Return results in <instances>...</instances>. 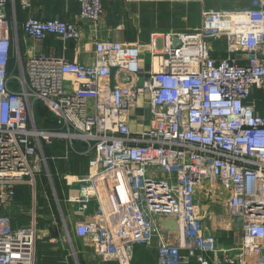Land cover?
Wrapping results in <instances>:
<instances>
[{"label":"built area","instance_id":"2783aa9c","mask_svg":"<svg viewBox=\"0 0 264 264\" xmlns=\"http://www.w3.org/2000/svg\"><path fill=\"white\" fill-rule=\"evenodd\" d=\"M10 1L0 0V209L19 187L31 188L32 207L17 228L0 211V264H36V176L44 171L53 185L48 160L71 154L87 156L86 173L63 178L74 185L75 234L96 264H134L140 246L155 247L156 264H264V107L251 98L264 92V0L203 10L198 27L161 36L160 49L151 34L154 65L140 81L141 44L95 40L93 63L23 54L20 31L78 41L80 27L59 17L19 24L15 11L8 18ZM77 3L80 19L103 12V0ZM15 67L18 90L10 86ZM140 96L150 123L132 130ZM37 101L52 126L37 127ZM56 141L65 144L61 155L47 156ZM221 197L223 215L204 209ZM234 225L239 243L220 246L218 233Z\"/></svg>","mask_w":264,"mask_h":264},{"label":"crops","instance_id":"0c3cea01","mask_svg":"<svg viewBox=\"0 0 264 264\" xmlns=\"http://www.w3.org/2000/svg\"><path fill=\"white\" fill-rule=\"evenodd\" d=\"M28 2L30 3V6L26 9H22L19 5V0H11L7 6V15L10 9L8 18L11 19L13 11H15L16 20L19 24H21L27 16H34L37 18L59 17L64 20L75 21L80 27L81 39L78 41H63L56 36L49 35L45 39L34 40L26 37L20 31V38L22 41L21 44L23 43V45L26 46V53L31 52L34 54H45L52 57H63L70 61L75 60L83 63H93L94 56L92 48L95 40L107 39L122 43L141 44L144 45L141 47L140 60L143 72L140 74L139 78H137V81H140L143 75L148 74L153 69L154 63L151 60L149 47L151 34H154V37L158 38L157 45L160 49L161 36L180 31H190L198 27L203 10H217L228 7L243 8L251 5V0H103L102 14L96 21H89L79 18V5L77 0H28ZM68 79L72 80L71 78ZM111 83H114V77L111 78ZM145 98L147 97H138L137 106L131 110L130 126L132 130H140L149 126L150 116L148 107L145 104ZM54 120L55 118L52 116L47 119V122L53 123ZM46 126L47 124H44L42 127L45 128ZM60 144L63 146L65 145L63 142L56 141L50 148L48 147V149H53L54 145ZM61 145L60 148L63 149V146ZM75 147L78 149H84L85 145L76 141ZM79 156H84L87 160V156ZM51 163L55 168V162L52 161ZM49 166H51L50 171L52 174V165L49 164ZM87 170L88 167L86 165L82 172L86 173ZM56 173L57 176L60 175L58 171ZM53 186L55 190L56 183H54V181ZM72 187H74V185L71 187L66 186L65 189L67 192H64V188L57 184V189L59 195H61V199L65 202V204H68V207L65 206L63 209L61 201L58 200L57 212L59 216H61L62 221H65L66 218L69 220L72 227V233L76 237L74 223L80 215H78L77 212L73 210L74 208L72 205L67 202L68 194L74 192V189H70ZM20 188L23 187H19L17 189V194ZM16 198L12 204L8 205L6 208L2 207V209H0L1 212H5L9 215L12 228L22 226L15 218V216H23L20 213L22 207L18 208L16 206ZM48 206L51 212H53L52 205L49 203ZM94 209V205L91 204L88 212L91 213ZM29 214L30 213L27 214L28 218ZM231 232L232 231L226 232L221 230L219 233H225L228 236ZM41 238L42 235H38L39 241H37L36 244V264H59L53 260L47 262L48 259H45L46 255L42 246L43 243L40 240ZM77 238L80 239L79 237ZM239 240L236 244L233 243L226 246H235L239 243ZM81 242L84 246L82 240ZM70 243V256L75 258L74 255H72L74 250L78 261L79 251L76 250L77 245H74L72 242ZM220 246L225 245L222 244ZM152 248L155 250V247ZM82 259L83 264L88 262L85 258ZM96 261V258H94L92 264H96ZM64 263L65 260L62 264Z\"/></svg>","mask_w":264,"mask_h":264},{"label":"rangeland","instance_id":"374dc122","mask_svg":"<svg viewBox=\"0 0 264 264\" xmlns=\"http://www.w3.org/2000/svg\"><path fill=\"white\" fill-rule=\"evenodd\" d=\"M250 6V5H248ZM237 8V7H235ZM234 7H228L223 9H235ZM10 14V9L8 11V15ZM12 16V13H11ZM20 36V33H19ZM22 42V41H21ZM21 51L24 54L26 52V46L21 44ZM13 79L11 80L10 86L13 89L18 90L20 88L19 81L17 77L20 72L18 67H15L12 71ZM251 98H255L257 100L258 106L261 110L264 107V92L261 90H255ZM34 119L37 127L41 128L45 124V120L52 117L53 115L49 112L47 107H45L41 102L37 101L33 106ZM61 145V144H60ZM60 145H54L53 149L47 150V154H52L55 157L60 156L62 153V149ZM63 146V145H61ZM50 148V147H49ZM55 162L54 165L51 163ZM48 163L52 165V174L53 181L56 183V189H53L52 183L49 181L45 172L38 174L37 178V188H36V216L38 223V233L37 235H42L40 239L43 243V249L45 255V259H48L47 262L53 260L54 262H58L62 264L65 260L64 264H76L77 258H73L70 256V245L72 242L76 246V250L79 251V264H83V259L85 258L88 262L86 264H92L95 256L92 254L91 250L84 247L80 239L75 237L72 233V227L69 220L62 221L61 216H59L57 212L58 200L61 201L63 209L68 207V204L61 199V195H59L57 184L64 188V192L66 191L65 180H63L62 175L75 174L80 175L83 174V170L87 165V160L84 156L79 155H69L68 159L57 158L55 160H48ZM51 169V166H50ZM60 175H56L57 172ZM67 192V191H66ZM32 190L30 187H23L18 190L17 198H16V206L22 207L21 215L23 216H15L16 220L21 223V225H26L29 221L28 213H30V207H32ZM198 196H201V191L197 192ZM57 196V198H56ZM224 197H221L215 203L209 204L208 207L204 206V209H207V212L215 213L218 217L224 214ZM52 205L53 212H51L48 204ZM202 205L206 204V201L201 202ZM59 211V210H58ZM57 212V213H56ZM19 213V214H20ZM240 238V229L238 226L234 225L233 230L228 236L225 233H219L217 236L219 245H231L233 243H237ZM37 241L38 238H37ZM135 251L134 256V264H155V250L152 247H144L140 246ZM87 252V253H86ZM188 264H195L194 261H190Z\"/></svg>","mask_w":264,"mask_h":264},{"label":"trees","instance_id":"16d2710c","mask_svg":"<svg viewBox=\"0 0 264 264\" xmlns=\"http://www.w3.org/2000/svg\"><path fill=\"white\" fill-rule=\"evenodd\" d=\"M217 55H218V54H217L216 52L212 53V56H217ZM45 124H47L46 127H48V126H52V125H51L52 123H48L47 121H45ZM47 150L49 151L48 147H45V149H44L45 154H46L47 156H50V154H47ZM38 251H39V243H38Z\"/></svg>","mask_w":264,"mask_h":264},{"label":"water","instance_id":"95a60500","mask_svg":"<svg viewBox=\"0 0 264 264\" xmlns=\"http://www.w3.org/2000/svg\"><path fill=\"white\" fill-rule=\"evenodd\" d=\"M177 43H178V40L174 37L173 38V46H176Z\"/></svg>","mask_w":264,"mask_h":264}]
</instances>
